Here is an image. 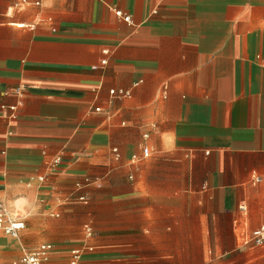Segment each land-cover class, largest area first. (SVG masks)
<instances>
[{"label":"crops","instance_id":"0c3cea01","mask_svg":"<svg viewBox=\"0 0 264 264\" xmlns=\"http://www.w3.org/2000/svg\"><path fill=\"white\" fill-rule=\"evenodd\" d=\"M18 200L0 264L44 243L49 264H264L245 242L264 228V0H0V201Z\"/></svg>","mask_w":264,"mask_h":264},{"label":"built area","instance_id":"2783aa9c","mask_svg":"<svg viewBox=\"0 0 264 264\" xmlns=\"http://www.w3.org/2000/svg\"><path fill=\"white\" fill-rule=\"evenodd\" d=\"M116 15L126 23L131 22L129 15L117 11ZM111 95H115L114 91L110 92ZM119 96H127V93L120 91L117 93ZM10 110H14L11 108ZM99 111V109H96ZM144 156H147V152L144 151ZM58 161V160H57ZM255 182H259V179L255 178ZM77 188L82 185L77 184ZM80 201L85 202L84 197L80 198ZM244 210L243 208H241ZM25 223L22 215L19 211L5 202L0 201V235L18 239L20 233L24 230ZM84 234L90 238L93 236V229L90 226L84 227ZM246 243L252 242L255 246H260L264 242V228L253 231L245 240ZM53 247L50 244H41L31 251H25L20 259V264H49ZM84 249H74L70 252L69 261L67 264H81Z\"/></svg>","mask_w":264,"mask_h":264},{"label":"rangeland","instance_id":"374dc122","mask_svg":"<svg viewBox=\"0 0 264 264\" xmlns=\"http://www.w3.org/2000/svg\"><path fill=\"white\" fill-rule=\"evenodd\" d=\"M15 208L19 211V213L22 215V216H24L25 215V211H24V209H23V201L22 200H18L16 203H15ZM22 234L23 233H21V236H22ZM21 236H20V238H21ZM0 237H6V236H2V235H0ZM75 247H78V245L77 246H75ZM74 247V248H75ZM57 258H59L58 256H56ZM68 261V260H67ZM67 261H66V263H67Z\"/></svg>","mask_w":264,"mask_h":264},{"label":"clouds","instance_id":"9594fccd","mask_svg":"<svg viewBox=\"0 0 264 264\" xmlns=\"http://www.w3.org/2000/svg\"><path fill=\"white\" fill-rule=\"evenodd\" d=\"M46 2H49V0H46Z\"/></svg>","mask_w":264,"mask_h":264}]
</instances>
